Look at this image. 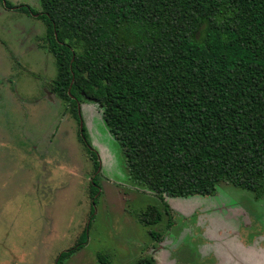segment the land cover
<instances>
[{
	"label": "trees",
	"instance_id": "16d2710c",
	"mask_svg": "<svg viewBox=\"0 0 264 264\" xmlns=\"http://www.w3.org/2000/svg\"><path fill=\"white\" fill-rule=\"evenodd\" d=\"M0 3L41 20L56 65L51 90L77 122L81 100L98 103L129 178L157 195L160 205L136 213L140 223L170 221L166 197L211 194L219 182L261 196L264 0H39L40 11ZM78 130L93 163L91 212L55 264L85 244L100 191L99 155Z\"/></svg>",
	"mask_w": 264,
	"mask_h": 264
},
{
	"label": "rangeland",
	"instance_id": "374dc122",
	"mask_svg": "<svg viewBox=\"0 0 264 264\" xmlns=\"http://www.w3.org/2000/svg\"><path fill=\"white\" fill-rule=\"evenodd\" d=\"M40 11L39 0H9ZM41 20L0 3V264H55L89 222L93 163L78 137L85 128L100 159L99 196L85 244L62 264H264V187L219 182L211 194L166 197L159 224L136 213L157 195L128 176L118 141L95 101L80 122L52 90L54 56ZM159 232L160 238L149 230Z\"/></svg>",
	"mask_w": 264,
	"mask_h": 264
},
{
	"label": "water",
	"instance_id": "95a60500",
	"mask_svg": "<svg viewBox=\"0 0 264 264\" xmlns=\"http://www.w3.org/2000/svg\"><path fill=\"white\" fill-rule=\"evenodd\" d=\"M81 126V125H80Z\"/></svg>",
	"mask_w": 264,
	"mask_h": 264
}]
</instances>
